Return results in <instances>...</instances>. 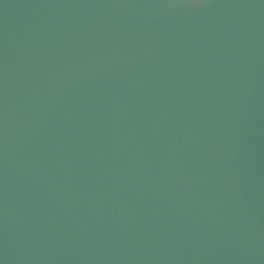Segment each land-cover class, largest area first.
<instances>
[{"label": "water", "instance_id": "95a60500", "mask_svg": "<svg viewBox=\"0 0 264 264\" xmlns=\"http://www.w3.org/2000/svg\"><path fill=\"white\" fill-rule=\"evenodd\" d=\"M0 264H264V0H0Z\"/></svg>", "mask_w": 264, "mask_h": 264}]
</instances>
